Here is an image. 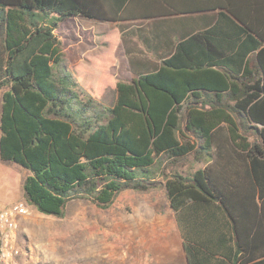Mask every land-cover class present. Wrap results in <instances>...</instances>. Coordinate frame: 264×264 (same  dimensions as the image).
<instances>
[{"label": "trees", "instance_id": "trees-1", "mask_svg": "<svg viewBox=\"0 0 264 264\" xmlns=\"http://www.w3.org/2000/svg\"><path fill=\"white\" fill-rule=\"evenodd\" d=\"M203 11L159 66L110 72L122 22ZM78 17L119 24L88 62L57 32ZM0 91V159L31 170V207L163 188L188 264H264V0H0Z\"/></svg>", "mask_w": 264, "mask_h": 264}, {"label": "rangeland", "instance_id": "rangeland-1", "mask_svg": "<svg viewBox=\"0 0 264 264\" xmlns=\"http://www.w3.org/2000/svg\"><path fill=\"white\" fill-rule=\"evenodd\" d=\"M67 21L57 31L65 46L80 41L103 45L102 22L80 18ZM83 20L91 21L84 26ZM95 23V25L93 24ZM97 24V25H96ZM116 66L111 68L116 71ZM121 79V78H119ZM0 91V115L1 99ZM111 106L114 92L103 99ZM1 137V130H0ZM202 163H190L185 173ZM31 170L11 160L0 159V207L24 198V180ZM165 189L148 193L123 191L109 207L87 199L67 204L65 215L33 212L21 219L17 244L21 264H185L181 235L175 225Z\"/></svg>", "mask_w": 264, "mask_h": 264}, {"label": "crops", "instance_id": "crops-1", "mask_svg": "<svg viewBox=\"0 0 264 264\" xmlns=\"http://www.w3.org/2000/svg\"><path fill=\"white\" fill-rule=\"evenodd\" d=\"M80 18L84 17L71 18L68 21L81 20ZM216 18L217 11H203L189 15L154 16L152 18L140 19L133 22H122L121 42L117 46L115 52L116 64L113 66H116L117 69L115 72H112L110 69V72L113 73L117 79L131 80L141 72L152 70L161 64L163 57H168L172 54L179 39L185 36L187 37L200 29L211 27L216 21ZM91 21L83 20L84 26L87 25V23H91ZM98 22H102L100 25L106 26L103 32V45L99 46V44H96L94 47L84 50L81 61L88 62V56H95L107 50L108 42L106 41V35L110 29L119 25L118 23L105 21ZM93 24L95 25V23ZM79 43L80 42L76 44ZM109 91L114 92L115 99V91ZM13 203H7L0 207V209ZM22 220L25 219L19 220L17 236H19L18 234L20 233V224ZM181 245L184 251L182 239ZM185 256V264H188ZM19 264H21V261H19Z\"/></svg>", "mask_w": 264, "mask_h": 264}, {"label": "built area", "instance_id": "built-area-1", "mask_svg": "<svg viewBox=\"0 0 264 264\" xmlns=\"http://www.w3.org/2000/svg\"><path fill=\"white\" fill-rule=\"evenodd\" d=\"M33 209L26 200H19L0 209V264H19L21 249L17 244L19 220Z\"/></svg>", "mask_w": 264, "mask_h": 264}]
</instances>
